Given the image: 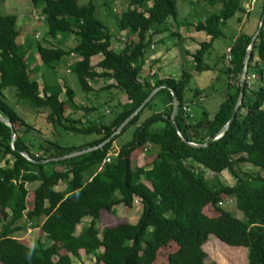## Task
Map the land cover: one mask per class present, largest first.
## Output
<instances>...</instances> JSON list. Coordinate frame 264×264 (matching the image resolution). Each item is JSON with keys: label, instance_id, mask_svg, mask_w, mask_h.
I'll return each mask as SVG.
<instances>
[{"label": "trees", "instance_id": "1", "mask_svg": "<svg viewBox=\"0 0 264 264\" xmlns=\"http://www.w3.org/2000/svg\"><path fill=\"white\" fill-rule=\"evenodd\" d=\"M95 1L31 0L47 22L48 36L61 44L43 40L35 42V47L42 65L51 68L73 55L69 70L84 90L90 89L89 79L114 81L108 87L128 100L113 104L117 113L109 124L87 116L97 107L80 106L66 82V98H61L63 87L58 84L44 80L41 88L32 78L28 62L33 43H18L16 14H0V116L11 121L16 133L12 141L11 127L0 121V264H74V258H81V250L92 255L95 264H205L208 257L203 244L211 234L227 245L247 247L245 264H264V24L246 65L244 59L255 33L240 32L228 54L210 61L213 45L225 37L230 21L238 18L241 22L247 13V0H208L213 8L221 6L194 26L210 40L190 54L192 60L185 63L192 62L191 69L183 68L178 79L143 77L155 36L168 29L170 18L180 25L178 1L127 0V8L115 13L114 0H107L104 6L117 21L116 35L126 33L120 51L112 47L115 33L98 18L101 5ZM261 1L260 18L264 11ZM70 37L75 45L67 49L62 44ZM245 66L244 98L234 120L206 146L191 145L207 143L228 124ZM192 71L217 74L221 85L216 93L223 100L214 114L203 101L216 89L211 85L206 92V88L193 87ZM164 85L179 100L173 118L177 128L171 122L172 92L162 87L117 135L98 147L155 88ZM10 88L19 102L48 110L47 119L55 131L100 137L73 146L38 138L43 136L6 101L4 91ZM80 109L87 112V121L72 117ZM132 126V139L113 151V142ZM151 145L158 152L138 166L139 155ZM93 147L74 157L51 160ZM35 148L41 150L40 155L34 153ZM21 152H27L31 160ZM108 156L110 162L105 161ZM242 164H250L256 171H242ZM225 171L232 174L233 184L219 177ZM207 172L214 176L208 178ZM31 183L37 184L30 190ZM60 184L64 188L58 190ZM229 200L242 218L222 207ZM135 202L142 207L135 224L120 222L99 229L101 211L115 216V206L132 208ZM85 217H91L90 224L77 234ZM29 228H39L51 244L20 239L19 234Z\"/></svg>", "mask_w": 264, "mask_h": 264}, {"label": "rangeland", "instance_id": "2", "mask_svg": "<svg viewBox=\"0 0 264 264\" xmlns=\"http://www.w3.org/2000/svg\"><path fill=\"white\" fill-rule=\"evenodd\" d=\"M107 0H96L95 4H100L101 6H98L97 9V16L98 18L103 21L110 30L115 33V36L112 39V47L120 51L124 46L125 43V32H122L119 38L118 35H116V18H114L113 15H111L108 11V6H104V3ZM177 6L179 10V18L178 21H200L204 20L205 16L208 13H211L214 11V9H218L221 5L219 4L218 8H213V5H211L208 0H177ZM247 4L245 6L246 11L248 13L243 17V24L242 28H244V32L254 34L257 32L259 24H260V13L262 12V1L261 0H247ZM82 3H86V0H82ZM103 4V5H102ZM128 6L127 0H114L111 4V7L115 13L120 12L124 9H126ZM255 9V10H254ZM0 14H16L18 16V23L17 28L20 32L19 35V44H24L25 42L33 43L32 49L30 51V57L29 64H30V71L31 76L33 79H35L37 82H39L41 88H43L44 80L51 84H58L63 87V91L61 93V98H66L65 94V87L64 82H66L74 91L76 94L75 100L80 106H93L97 107V111H94L90 114H87L84 110L80 109L77 111L76 114H74L72 117H76L79 119H82L84 121H87L88 117H84V115L87 114V116L91 115L90 117L95 120V122L99 121L101 123L109 124L110 121L114 118L115 114L117 113V110L113 107V104H117V102L123 103L125 100V96L120 94V92L117 89L108 87L110 84H114L113 80L106 79L105 77H99L95 78L93 80L89 79V90H84L81 86V84L78 81V77L75 74H72L69 70L70 64L74 61V56H66L62 62L56 67L51 68L48 66H43L40 56L38 55L37 49L35 47V42L37 41H47L50 42L53 45H61L59 44L55 39L48 36V27L47 22L45 18L40 14V11L37 9H34L31 3V0H0ZM170 20L173 22L174 19L170 18ZM169 22V20H168ZM169 23H167L168 25ZM172 27L179 31V27L176 24L171 23ZM232 24L233 21L231 20L229 23V27L226 29V36L219 38L214 43V50L212 51V57L210 61L216 60L221 54L222 50L221 47H225L230 38V31H232ZM169 26V25H168ZM182 33H184V29H180ZM206 35L203 33V37ZM198 36V35H195ZM124 38V39H123ZM133 38V37H132ZM165 45L175 46L172 47L170 54H173L175 57L172 61L171 58H167L168 61L166 64L164 63L165 59H158L157 56V48L156 45V51L152 54H149L147 61L145 63V66L143 68V74H147L149 72L155 71L156 74L160 76L163 73H173L175 77L178 78V75L180 77V74L183 70V68L190 70L192 66V62L185 63L184 66L180 65H174V62L179 61L180 55H182V43L180 42V38L174 37L169 35L168 38L165 39ZM75 45V40L73 37H70L66 43L62 46L66 47L67 49L73 47ZM179 50V56L177 57V48ZM192 50H194L192 48ZM218 56V57H217ZM217 57V58H216ZM192 60V59H190ZM94 63L97 62V57H95ZM40 66L37 71H35L36 66ZM100 71L99 69H97ZM194 73V77L192 79V86H198L202 89H205L206 92H208L209 87L212 84V81L215 79V76L213 72H204L202 74H198L195 71H192ZM255 83H258L255 81ZM257 89V84L251 85V87H254ZM210 93H213L210 91ZM6 101L18 112V114L30 125H32L43 137H38L42 139H50L53 141H58L63 146H73V145H84L88 142L94 140L95 138H99L100 136L93 134V135H80L75 133H69L64 130L58 129V131L54 130V127L51 123L48 122L47 115L48 110L46 109H34L30 107L27 103H21L17 100L16 92L14 89H6L4 91ZM210 95L208 94L206 98L204 99V106L209 110L211 114H214L220 103L222 102L223 98H221L220 95ZM113 111V112H112ZM69 112L67 111V114ZM135 127L128 128L118 139L117 142H114V146H121L124 143L130 141L133 137ZM33 134H37L33 132ZM39 134V135H40ZM35 154L40 155L41 150L36 149L34 151ZM137 162H141V160L138 158ZM4 162H2V165ZM240 170L242 171H256V168L251 166L250 164H242L240 165ZM214 176V173L207 172V177L212 178ZM222 181H224L226 184H233L234 178L232 174L228 171L223 172L219 175ZM34 184V185H33ZM35 184L37 183H31L29 185L30 190L35 187ZM62 189V184H60L57 189ZM226 210H230L232 213L235 214V216L242 218L243 214L241 211H239L235 204L229 200L223 203V206ZM125 206L119 205L118 211L122 213L121 215H129L130 213H123ZM125 210H127L125 208ZM115 214H118L117 211ZM135 215H138L137 213ZM131 215V217L128 218L133 221L137 216ZM133 219V220H132ZM80 227V226H79ZM214 236V240H219L215 235H209ZM20 239H22L25 242H31V244H36L39 240L45 245L49 246L51 241L47 239V237L41 233V231H35V230H28L26 232H22L19 234ZM213 243V242H212ZM213 245V244H212ZM213 252L219 256L221 259H225L226 255H231L230 252L225 251L224 249H221L220 252L216 251L215 247H210ZM219 253V255L217 253ZM212 255V254H211ZM74 264H95V258L92 255H85L84 252H81V258L74 259Z\"/></svg>", "mask_w": 264, "mask_h": 264}, {"label": "crops", "instance_id": "3", "mask_svg": "<svg viewBox=\"0 0 264 264\" xmlns=\"http://www.w3.org/2000/svg\"><path fill=\"white\" fill-rule=\"evenodd\" d=\"M246 4H247V2L245 1L244 7L246 6ZM247 13H248V11H247ZM237 19L238 18H234L232 20L233 21V24L231 26L232 27L231 28L232 31H230V33H231L230 34L231 41L229 40V43L225 47H221L220 48L222 50V54L220 56H222L226 52L228 54V48L231 47V44L233 43L234 39L237 37L238 34H240V32H244L243 31L244 28H242V24H243V20L244 19H242L241 22L238 21ZM168 23H169L168 24L169 25L168 26V29L165 30L164 32L158 34L157 36H155L154 44L152 45L151 51L149 52V54H152V53H154L156 51V48H157L156 45H157L158 46V48H157L158 50L156 52H157V54H159L157 56V58L158 59H160V58L165 59L164 60V63L165 64L168 62L166 60L167 58H171L172 57L171 59L173 61V59H174L175 56L173 54H170L169 52L171 51L172 47H175V46L174 45L173 46L171 45V47L170 46H166L165 45L166 44L165 43V39L168 38L169 35H171V36L174 35V37L180 38V42L182 43V55H180V59H179L180 62H178V61L174 62V65H178L180 63V65L183 66L185 62L190 61V59H192V57L190 56V54L194 53L198 48H200V43L201 42H203V41H209L210 40V36L207 35L203 31H197V30H195V27L194 26L197 24V21H190V22H188V23H190V25L188 27L186 25H183V23H185V21H181L180 22V25L178 27L180 29H184V33H182L180 31V29L178 31V30H176L175 28H173L171 26L172 25L171 23L177 25V23L175 21L172 22L169 19V22ZM229 26L230 25H228V27ZM224 31H225V29H224ZM203 33L206 34V35H204V37H203ZM225 34H226V31H225ZM195 35H198V36H195ZM18 43H19V40H18ZM192 48L194 50H192ZM177 50H178V48H177ZM213 50H214V45H213ZM186 51H188L189 53H185ZM178 56H179V50L177 51V57ZM148 58H150V57L147 56V59ZM229 58H230V56L227 55V59H229ZM39 67L40 66L38 65L35 68H39ZM156 73L157 72L152 71V72H149L147 74L145 73L142 76L144 77V76H146V75L149 74V75H154V77L159 78V79L160 78H174V79H178V78L181 77V74H182V72H181L180 77L178 75V78H177L171 72H169V73H163L160 76H158ZM213 74H214L215 79H216L217 74H215L214 72H213ZM193 75H194V73H193ZM215 79L212 81V84L211 85H212V88H215L216 89L215 91H212L213 94L214 95H217L218 93H216V91H218V88H219V86L221 84H219V81L217 79L216 80ZM153 80L154 79H152L151 81L154 82ZM251 80H252V78H251ZM113 83H114V81H113ZM251 85H253V83ZM123 96H125V95H123ZM125 97L126 98H125V100H124L123 103H121V102H117V103L125 104L127 102V100H128L127 96H125ZM117 139L114 142H117ZM119 148H120L119 145L118 146H114L113 145V149H114L113 151H118ZM158 149L159 148L156 147V146H152V145L149 146L148 147V150L146 152H143V153H141L139 155L138 158L141 160V162H137L136 161V164L138 166H143L145 164L146 159L149 158L150 156H154L158 152ZM144 183L145 184H148L147 181H144ZM63 188H64V185L62 184V189ZM58 190H60V189L58 188ZM118 206L119 205L115 206V209H114V213L116 211L118 213L115 216L112 215V214H110V213H108V212H106V211H104V210L101 211L100 220L97 222V226L99 227L100 230H102V228H104L105 226H113V225H115L117 223H120V222H129V223H132V224H135L137 222V220H138V218L140 216L141 208H142L139 203L135 202L134 203V206L132 208H128V207L125 206V208L127 210H125V208H124V212L123 213L125 214V213L129 212L130 214L127 215L129 218L131 217V215H135L136 213L138 214V215H135V216H137L135 218V220L132 219L133 221H131L127 216L121 215L122 213H120L118 211ZM90 221H91V217H85L82 220V222L77 226V234L81 233V231L90 224ZM29 229L30 230L39 231V228H35V229L29 228ZM213 237L214 236H209V238L206 241V243L203 244V250L207 253V257H208L206 259V261H205V264H209L211 262H215L216 264H245V263H247V261H248V249H247V247H245V246H230V245H227V244L221 242L220 240H217V239L214 240L215 238H213ZM29 243H31V242H29ZM210 247H215L216 248V251H218V252H220L221 249H224L225 251L230 252L231 255H226V257H224L225 259H221L219 256L217 257V255L215 254V252H213ZM81 252H84V250H81L80 253ZM84 254H85V252H84ZM217 254L219 255V253H217Z\"/></svg>", "mask_w": 264, "mask_h": 264}, {"label": "water", "instance_id": "4", "mask_svg": "<svg viewBox=\"0 0 264 264\" xmlns=\"http://www.w3.org/2000/svg\"><path fill=\"white\" fill-rule=\"evenodd\" d=\"M263 24H264V11H263V14H262V17H261V20H260V24H259V27H258V30L257 32L254 34L253 38H252V42L250 44V46L248 47L247 49V53H246V56H245V59H244V64L246 65L247 64V61H248V58L251 54V51H252V47H253V43L255 41V39L257 38L258 34L260 33V31L262 30L263 28ZM246 82H247V68L246 66L244 67L243 69V72L241 74V77H240V92H239V97H238V100H237V103L235 105V108L233 110V113H232V117L230 119V121L228 122V124L226 126H224L218 134H216L215 136L211 137L207 143H204L202 145H198V144H194V143H190L191 145L193 146H206L208 143L212 142L213 140L219 138L223 132L228 128V126L230 125V123L234 120L236 114H237V111L239 110L242 102H243V98H244V93H245V87H246ZM162 87H167L171 90L172 92V95H173V114H172V118H171V122L174 124V126L177 128V125L175 124L174 122V116L178 110V104H179V100L177 98V95L175 94V92L173 91V89L169 86H161V87H157L155 88L151 94L148 96V98L145 100V102L129 117L127 118V120L118 128V130L116 132H114L109 139H107L105 142L101 143L98 147H101L103 145H105L107 142H109L116 134H118L122 128L137 114L138 111H140L152 98L153 96L162 88ZM0 121L5 123V124H8L10 127H11V135H12V141L15 139V136H16V133H15V129L13 127V124L11 123V121L3 116H0ZM180 134V133H179ZM181 135V134H180ZM95 149V147L93 148H88V149H85V150H81V151H78V152H74V153H71L69 155H65V156H62V157H59V158H54V159H51V160H62V159H65V158H69V157H74V156H77V155H80V154H83V153H86L88 151H91ZM21 154L23 156H25L26 158H28L29 160H31V157L30 155L27 153V152H21Z\"/></svg>", "mask_w": 264, "mask_h": 264}, {"label": "built area", "instance_id": "5", "mask_svg": "<svg viewBox=\"0 0 264 264\" xmlns=\"http://www.w3.org/2000/svg\"><path fill=\"white\" fill-rule=\"evenodd\" d=\"M255 76H252L251 78H254ZM110 156L107 157V159L105 160L106 162H110Z\"/></svg>", "mask_w": 264, "mask_h": 264}]
</instances>
